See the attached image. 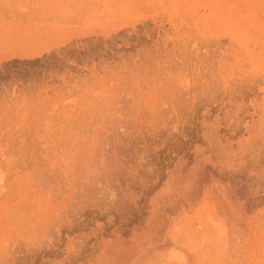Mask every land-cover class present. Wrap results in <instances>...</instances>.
<instances>
[{
  "label": "rangeland",
  "instance_id": "rangeland-1",
  "mask_svg": "<svg viewBox=\"0 0 264 264\" xmlns=\"http://www.w3.org/2000/svg\"><path fill=\"white\" fill-rule=\"evenodd\" d=\"M30 1L50 47L0 59V264H264V0Z\"/></svg>",
  "mask_w": 264,
  "mask_h": 264
},
{
  "label": "crops",
  "instance_id": "crops-1",
  "mask_svg": "<svg viewBox=\"0 0 264 264\" xmlns=\"http://www.w3.org/2000/svg\"><path fill=\"white\" fill-rule=\"evenodd\" d=\"M22 1L0 0V59L16 57L17 47H50V8ZM35 21L41 22V34Z\"/></svg>",
  "mask_w": 264,
  "mask_h": 264
}]
</instances>
